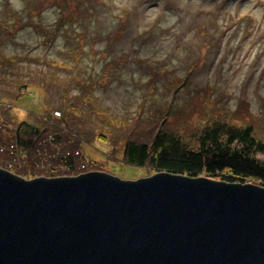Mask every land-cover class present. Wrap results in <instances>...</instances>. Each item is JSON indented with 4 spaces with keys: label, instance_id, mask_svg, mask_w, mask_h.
Segmentation results:
<instances>
[{
    "label": "rangeland",
    "instance_id": "obj_1",
    "mask_svg": "<svg viewBox=\"0 0 264 264\" xmlns=\"http://www.w3.org/2000/svg\"><path fill=\"white\" fill-rule=\"evenodd\" d=\"M89 93V110L117 121L77 147L88 171L153 174L122 158L118 121L139 115L156 123L167 111L164 127L187 143L215 118L264 141V0H0V120L34 122ZM17 157L0 167L22 169ZM38 167L23 177L70 176Z\"/></svg>",
    "mask_w": 264,
    "mask_h": 264
},
{
    "label": "water",
    "instance_id": "obj_2",
    "mask_svg": "<svg viewBox=\"0 0 264 264\" xmlns=\"http://www.w3.org/2000/svg\"><path fill=\"white\" fill-rule=\"evenodd\" d=\"M0 264H264V186L0 167Z\"/></svg>",
    "mask_w": 264,
    "mask_h": 264
},
{
    "label": "trees",
    "instance_id": "obj_3",
    "mask_svg": "<svg viewBox=\"0 0 264 264\" xmlns=\"http://www.w3.org/2000/svg\"><path fill=\"white\" fill-rule=\"evenodd\" d=\"M88 85L95 86L92 81ZM86 87L83 90L90 91ZM90 99L89 93L81 105L69 108L67 105L60 112L46 113L34 122L0 120V150L4 154L1 160L10 158L7 166L13 168L11 161H17V155L23 153L25 166L15 172L21 176L33 171L40 173L38 166L47 162L53 176L60 174L58 166L68 175L92 170L87 168L84 159L79 161L76 149L82 141H90L96 130L101 132L117 120L102 115L101 107L89 110ZM166 116L167 111L156 123L142 119L140 115L118 121L116 130H122L126 138L122 153L125 164L148 167L152 173L166 171L264 186V159L258 158V155L264 158V141L255 137L251 125L236 126L225 118L207 119L193 128L190 133L192 143H187L179 133L166 130ZM131 125L132 129L126 131ZM1 144L5 146L1 148Z\"/></svg>",
    "mask_w": 264,
    "mask_h": 264
}]
</instances>
